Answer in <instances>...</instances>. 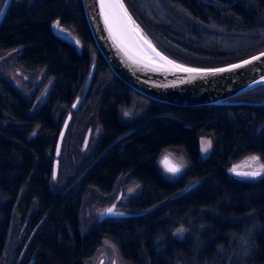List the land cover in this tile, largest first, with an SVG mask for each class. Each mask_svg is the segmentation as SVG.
<instances>
[{"label":"trees","instance_id":"16d2710c","mask_svg":"<svg viewBox=\"0 0 264 264\" xmlns=\"http://www.w3.org/2000/svg\"><path fill=\"white\" fill-rule=\"evenodd\" d=\"M123 2L155 45L184 64L221 66L264 50V0ZM57 21L63 33L52 27ZM10 50L20 67L42 69L52 85L32 111V99L0 71V264L13 223L24 227L9 264H86L102 241L123 264H264V179L229 172L254 155L264 163V85L229 98L234 104L145 98L95 50L80 0H11L0 17V53ZM93 55L88 88L72 110ZM134 102L139 111L120 117ZM69 114L66 150L89 120L99 135L78 171L69 165L76 174L55 188L52 164ZM200 137L211 140L205 156ZM167 150L186 164L175 179L158 164ZM123 174L139 187L125 206L131 215L82 233L86 189L107 194Z\"/></svg>","mask_w":264,"mask_h":264},{"label":"rangeland","instance_id":"374dc122","mask_svg":"<svg viewBox=\"0 0 264 264\" xmlns=\"http://www.w3.org/2000/svg\"><path fill=\"white\" fill-rule=\"evenodd\" d=\"M150 1L152 3L153 2L156 3V0H144V2H150ZM0 7H4L3 0H0ZM65 34L71 36L70 32H66ZM16 55H17V50L1 52L0 71L5 75V77L10 81V83H12L16 87V89L19 90V92L26 99H32L31 110L33 111L39 106L44 96L50 89L52 85V81L50 79H46V77L44 76V71L42 69L29 71L20 67L16 63L15 60ZM91 58H92V64L89 68L88 77L83 86L82 94L78 98H76L73 103V105L76 104V107L80 103L82 96L86 92L90 82V78L94 68L93 62L95 60V55H93ZM135 102H134V106H132L131 108L121 110L120 117L130 120L132 118L131 111L133 110L139 111V109H137L139 107L135 106L139 103H135ZM73 105H72V110L76 109V107H73ZM125 112L128 113L127 116L124 115ZM66 119L68 120V124L66 126L64 135L60 142L59 150L58 149L57 151L55 150V155L51 170V177H50L51 185L52 187L55 188L61 187V185L65 182V180L71 179L74 176V174H76L75 172H77L78 169L81 167L82 162L85 161L84 159L90 154L94 142L96 141L99 135V128L95 124L94 120H89L90 122L89 127H87L88 125L85 126V123L82 122V124L84 123L83 127L81 126L82 129L80 128L78 131H74L72 133L73 137L75 138L74 141L76 142H72L70 147L66 150L64 148V138L67 134L66 131L71 119V114L67 115ZM202 139L208 140V138L200 137L199 139L200 153L202 156H205L209 152L206 154L201 152ZM79 141L80 144L77 145V142ZM165 154H170L175 161H180L181 158L183 159V157L180 154L174 151L167 150L160 154L158 158V164H159V159ZM183 162L185 163L184 159ZM70 164L72 165V167H74L72 168L73 171H75L73 175L68 173V168ZM53 170L56 171L55 180H53L52 178ZM184 170L185 169L182 170V173L184 172ZM244 170H251V169H244ZM164 174L169 179H175L181 175L179 174L176 177H172V175L169 173L164 172ZM231 176L236 178V176L232 174ZM138 191H139L138 185L130 179L129 174L120 175L116 179L111 191L107 194L100 193L94 187L87 188L84 193V196L82 197L81 207L78 216L80 231L82 233H86L90 228L94 227L97 223L101 221L100 213L103 212L105 209L112 207L113 205L116 206L115 208L116 212H127L125 209L127 201L134 194L138 193ZM106 219L117 220L120 218H106ZM23 227L24 225L21 226L22 229H18L17 231L14 223L11 226L10 233L7 239V245L5 247V251L2 256L1 264H9V262L11 261L15 242L19 239ZM101 258L103 260L101 264H110L112 259L114 260L115 264H123L118 257L115 247L107 241L101 242L100 246L97 248L94 255L89 259V261L86 264H99Z\"/></svg>","mask_w":264,"mask_h":264},{"label":"water","instance_id":"95a60500","mask_svg":"<svg viewBox=\"0 0 264 264\" xmlns=\"http://www.w3.org/2000/svg\"><path fill=\"white\" fill-rule=\"evenodd\" d=\"M80 2L93 46L97 53L103 58L106 65L118 80L125 84L129 89H132L145 98L179 106L234 104L239 102L229 101L228 99L264 85V83L260 82L261 78L264 77V57L259 61L253 62V64L246 65L245 67L234 71L197 77L191 81L186 79L188 75L186 73H158L147 70H137L135 66L124 60L122 53L117 50L109 38L108 33L104 28L103 19L99 16V0H80ZM136 24L158 51L169 59L186 67L200 69L223 68L231 64L241 63L246 59H250L252 56L264 52V50H262L244 59L221 66H192L179 62L162 52L152 39L143 31L141 26L137 22ZM181 80H184L185 82L181 83ZM259 104H264V102ZM66 121L68 124V120L66 119L58 137L56 151L63 137L61 136V133L63 132L64 135L67 126L65 123ZM162 157L159 159V166L163 170L160 163ZM123 213H125V215L122 217L100 216V219L123 218L131 215L128 212Z\"/></svg>","mask_w":264,"mask_h":264},{"label":"snow or ice","instance_id":"6c2138e0","mask_svg":"<svg viewBox=\"0 0 264 264\" xmlns=\"http://www.w3.org/2000/svg\"><path fill=\"white\" fill-rule=\"evenodd\" d=\"M11 0H3L4 7H0V16H4L6 8L10 5ZM99 16L103 19L104 28L106 29L109 38L117 50L122 53L124 60L135 66L137 70H147L158 73H175L181 72L188 74L186 79L191 81L197 77H204L207 75H215L217 73L230 72L246 65L253 64L255 61L261 60L264 57V52L259 55L252 56L241 63L231 64L223 68L215 69H200L193 67H186L182 64L176 63L163 55L151 41L143 34L140 27L136 24L132 15L129 13L123 0H99ZM52 27L58 29L61 33L64 29L60 27V22H55ZM76 45L80 44L79 40L75 41ZM185 82L184 80L180 81ZM261 83H264V77L261 78ZM76 107V104L73 105ZM128 115L127 112L124 113ZM67 124V121L65 122ZM35 135V133H33ZM63 136V132L61 133ZM211 140L202 139L201 152L208 153L211 148ZM59 150V146H58ZM164 172L169 173L172 177L182 174V170L186 168V164L181 158L180 161H175L170 154H165L160 161ZM251 169V170H244ZM229 172L240 178H257L264 179V163H260L259 156H252L248 158L241 165H234L229 169ZM53 180L56 179V171L52 172ZM188 189H186L187 191ZM116 206L113 205L100 213L101 217H122L123 212H116ZM184 229H178L177 234L183 233ZM115 264V262H113Z\"/></svg>","mask_w":264,"mask_h":264},{"label":"flooded vegetation","instance_id":"af4514ba","mask_svg":"<svg viewBox=\"0 0 264 264\" xmlns=\"http://www.w3.org/2000/svg\"><path fill=\"white\" fill-rule=\"evenodd\" d=\"M102 258L100 259V262H99V264H101L102 263ZM113 262H114V260L112 259V261H111V263L110 264H113Z\"/></svg>","mask_w":264,"mask_h":264}]
</instances>
